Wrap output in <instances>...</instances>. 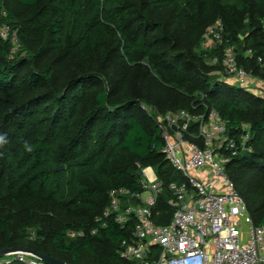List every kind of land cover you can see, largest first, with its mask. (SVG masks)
Returning <instances> with one entry per match:
<instances>
[{
    "label": "trees",
    "instance_id": "1",
    "mask_svg": "<svg viewBox=\"0 0 264 264\" xmlns=\"http://www.w3.org/2000/svg\"><path fill=\"white\" fill-rule=\"evenodd\" d=\"M217 20L223 41L208 54L200 44ZM3 26L0 250L134 264L120 257L133 226L98 218L112 189L141 191L151 166L164 185L154 220H172L169 186L183 178L162 153L157 116L179 109L216 110L234 135L248 124L254 150L234 157L227 172L264 225V98L210 74L224 70L228 46L239 67L264 73V0H0Z\"/></svg>",
    "mask_w": 264,
    "mask_h": 264
},
{
    "label": "built area",
    "instance_id": "2",
    "mask_svg": "<svg viewBox=\"0 0 264 264\" xmlns=\"http://www.w3.org/2000/svg\"><path fill=\"white\" fill-rule=\"evenodd\" d=\"M0 32L7 37L9 27L3 26ZM223 32L220 20L210 25L204 38L206 46L222 43ZM232 47L224 48L223 66L227 76H234L242 86L247 72L239 67L238 54ZM247 54L252 56V50ZM157 120L162 128V153L183 180L169 186L174 213L166 225L154 220L153 208L164 185L153 167L142 170L141 191L127 187L111 190L110 204L98 221L113 217L122 228L133 226L130 237L121 243L120 257L134 264H264V225H256L227 172L234 157L253 152L251 130L243 126L244 131L230 133L216 110L200 114L167 112ZM145 193H149L147 198ZM67 235L83 237L86 232L69 230ZM15 261L49 264L25 251L9 252L0 258V264Z\"/></svg>",
    "mask_w": 264,
    "mask_h": 264
},
{
    "label": "rangeland",
    "instance_id": "3",
    "mask_svg": "<svg viewBox=\"0 0 264 264\" xmlns=\"http://www.w3.org/2000/svg\"><path fill=\"white\" fill-rule=\"evenodd\" d=\"M218 21V20H217ZM216 21V22H217ZM1 28V27H0ZM223 28V27H222ZM208 29V28H207ZM3 30V29H2ZM242 36V35H241ZM8 37V36H7ZM7 37H4L5 39L7 38ZM243 37V36H242ZM204 38H205V35H204ZM12 40H13V42L15 43V45H14V47H15V50L14 51H19V48H18V40H17V42L16 41H14V35L12 36ZM207 45V42L205 41V39L202 41V43L200 44V49H203L205 52H207L208 54L210 53V51L213 49V48H215V47H213V45L212 46H206ZM233 48V50L236 52V50H235V48L234 47H232ZM200 49H198L199 51H200ZM245 54H246V56H249L248 54H247V52H245ZM216 61H209V62H207V66H212L214 63H215ZM264 64V63H263ZM226 65L224 64V66H223V68L225 69V70H218V71H212V72H210V74H214V75H218L220 78H221V80H223V81H226V82H228V83H230V84H232V85H238V86H241V85H239V82L236 80V78L234 77V76H232V75H230V74H228V76H227V72H226ZM263 67H264V65H263ZM246 70V72H247V78H246V83L244 84V85H242V86H244L245 87V89H248L249 91H251L252 93H254V94H256V95H258L259 97H261V98H264V73H261L260 72V74H258L257 72H255L253 69H245ZM186 111V112H189V113H191V111H189V110H185V109H179V110H177V111H172V112H178V111ZM242 126H244V127H249L248 126V124L246 123V122H244L243 124H242ZM146 173L149 175V176H151L152 175V173L150 172V171H148V170H146ZM240 193V192H239ZM149 196V193H145L144 194V197L145 198H147ZM243 197V196H242Z\"/></svg>",
    "mask_w": 264,
    "mask_h": 264
},
{
    "label": "water",
    "instance_id": "4",
    "mask_svg": "<svg viewBox=\"0 0 264 264\" xmlns=\"http://www.w3.org/2000/svg\"><path fill=\"white\" fill-rule=\"evenodd\" d=\"M63 165H61L60 167L56 168V170L59 169H63ZM13 251H25V252H30L33 255L41 258L42 260H44L45 262L49 263V264H68L65 261L56 259L52 256H49L47 254L41 253L37 250L34 249H30V248H23V247H12V248H3L0 250V258L3 257L5 254L9 253V252H13Z\"/></svg>",
    "mask_w": 264,
    "mask_h": 264
}]
</instances>
